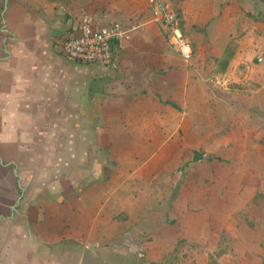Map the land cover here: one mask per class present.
Here are the masks:
<instances>
[{
  "label": "crops",
  "instance_id": "1",
  "mask_svg": "<svg viewBox=\"0 0 264 264\" xmlns=\"http://www.w3.org/2000/svg\"><path fill=\"white\" fill-rule=\"evenodd\" d=\"M159 1L176 13L190 39L189 60L169 45L148 0H0V168L13 167L20 190L15 205L14 190L0 195V212L8 213L0 214V264H137L139 259V264H161V233L171 228L188 244L201 245V251L225 235L229 247L218 264H264V250L257 251L264 236L240 220V210L217 207L229 191L222 184L213 192L189 191L184 202L175 200L167 209L172 224L153 209L166 180L177 179L180 166L194 162L199 149L210 164L227 153L226 159L241 165L245 152L255 148L250 134L259 129L256 118L241 120L238 106L253 100L257 90L242 95L228 87L245 84L239 69L256 48L251 16L260 13L264 0ZM83 15L97 26L121 24L116 69L60 54L61 42L75 35ZM219 69L229 80L217 81L216 91L211 76ZM215 94L222 102L216 111L210 107L211 99L219 100ZM65 103L73 116H95V145L88 141L86 148L104 152L96 165L108 164L111 172L76 197L28 203L17 220L13 213H18L27 177L18 174L13 156L34 148L35 132H60ZM190 177L192 172L185 173L184 181ZM240 188L237 184L231 196L238 197ZM231 215L236 221L226 219ZM197 259L184 260L195 264Z\"/></svg>",
  "mask_w": 264,
  "mask_h": 264
},
{
  "label": "rangeland",
  "instance_id": "2",
  "mask_svg": "<svg viewBox=\"0 0 264 264\" xmlns=\"http://www.w3.org/2000/svg\"><path fill=\"white\" fill-rule=\"evenodd\" d=\"M260 10L258 15L251 16L254 18V22H256V36L254 40L256 48L250 52L249 58L245 60L246 64H241V69H239L242 73L241 78H245V84H232L228 87V89H235L242 95H249L250 91L256 92L257 90L253 100L242 101L238 106L240 108L241 120L247 119V115L250 118H256L259 129L255 134H250L252 140H254L252 144L255 148L252 147L253 149L245 152L244 155L246 157L244 161H246V164L241 165L234 163L236 160L230 157L226 159L227 153L225 154V159L222 157L224 156L223 154L221 155L222 159L219 158V162L213 161L210 164L207 157L203 158L201 156L205 151L199 149L198 153L201 156L200 163L194 161L180 166L177 171L178 178L174 181L171 177V179L166 180L161 190V197L158 200L156 199V204L153 209L155 211H161L165 222L169 224H172L174 221L168 218L170 209L168 211L167 209L172 206L175 200L179 198L183 200L181 202H184L186 196L190 195L189 191L193 192L194 190L208 188L206 191L213 192L216 186H219L218 184H222L229 191L225 194L224 201L226 202L224 205L219 206L218 204L217 207H223L225 212L237 213V210H240V220H244L258 236H264V229L261 227V225L264 226V5H260ZM55 52L57 53V51ZM261 60L262 63H259ZM246 65H251L253 70H246ZM225 72L223 69H219V71H216L211 76L214 83L213 88L216 91L218 90L216 82L220 81ZM84 93L87 95V91H84ZM215 96L219 100L211 99L210 102V107H213L214 111H216V108L222 109L221 96L218 94H215ZM60 104L62 103L60 102ZM66 108L67 103H65V109L60 110L59 133H46L45 130L42 132L37 131L34 133L35 136H32L34 140L32 145H34V148L29 151H22L18 157L13 156L20 164L18 174L22 176L25 174L27 177L23 183L21 182V186L25 189V192L16 209L18 213H13L15 217L17 216V220H22L24 208L28 206V203L32 204L33 202L44 199L61 202L68 197H76L85 187L93 185L96 182L105 181V178L111 172L109 169L112 166L108 164L96 165L105 157L104 152L86 148L88 141L95 145V116L91 114L89 118L76 117L73 116L71 109ZM77 128L82 131H77ZM56 141L60 142L59 148L53 145L57 144L55 143ZM51 142L53 143L51 144ZM4 151L11 153V149L9 148H4ZM208 156L215 158V155L211 153ZM203 161L207 162L203 163ZM188 172H192V178L190 177L184 181V175ZM220 175L222 177L218 179ZM220 180L222 181L218 182ZM17 184L18 179L13 175L12 166H8L6 169L0 168V195L2 196L3 192L14 190L16 193L11 198H14V201L11 203L12 205H15L20 194ZM237 184L242 186L239 191V196L232 197L231 194H235L232 192L234 190L233 188H236ZM249 186L257 190L256 194L249 193L250 191L247 192L245 190ZM182 189L183 196L185 197H182ZM162 199L163 201H161ZM210 199L212 201L214 200L213 198ZM212 201L207 200L210 203L209 205L213 204L216 206ZM220 201L218 198L217 203ZM220 210L223 211L222 208ZM0 214L6 216L8 213L0 212ZM226 219L228 221H236L237 218L232 216L231 219ZM178 233L180 231H174L172 228L169 234L165 236L161 233L164 237V245L160 246L161 264H187L184 259L193 256L198 257L195 264H218V257L222 252L227 251L229 247V240L225 235H222L217 244H211L208 248L203 246V251H201V245L188 244L186 239H181L183 237H180ZM169 235L171 236L170 239ZM258 248H260V250H257L258 252H263L264 244L261 243ZM139 260L137 264L140 263ZM127 264L136 263L130 260Z\"/></svg>",
  "mask_w": 264,
  "mask_h": 264
},
{
  "label": "built area",
  "instance_id": "3",
  "mask_svg": "<svg viewBox=\"0 0 264 264\" xmlns=\"http://www.w3.org/2000/svg\"><path fill=\"white\" fill-rule=\"evenodd\" d=\"M148 8L153 19L166 28L169 45L183 60H189L193 54L192 43L183 34L176 13L159 0H148ZM123 37L120 23L97 26L90 16L83 15L78 20L75 35L61 42L60 54L73 62L116 69L113 47ZM228 80L229 76L226 75L219 83L223 85Z\"/></svg>",
  "mask_w": 264,
  "mask_h": 264
},
{
  "label": "trees",
  "instance_id": "4",
  "mask_svg": "<svg viewBox=\"0 0 264 264\" xmlns=\"http://www.w3.org/2000/svg\"><path fill=\"white\" fill-rule=\"evenodd\" d=\"M49 1H54V0H49ZM177 16V15H176ZM178 18V17H177ZM179 24H180V22H179ZM180 28H181V26H180ZM115 44H116V42H115ZM114 44V47H113V50H114V54L116 55L117 54V48H116V45ZM199 154L198 153H195V155H194V160L196 161V160H198L199 159Z\"/></svg>",
  "mask_w": 264,
  "mask_h": 264
},
{
  "label": "water",
  "instance_id": "5",
  "mask_svg": "<svg viewBox=\"0 0 264 264\" xmlns=\"http://www.w3.org/2000/svg\"><path fill=\"white\" fill-rule=\"evenodd\" d=\"M4 9H6V5H5ZM2 22H4L3 17H2Z\"/></svg>",
  "mask_w": 264,
  "mask_h": 264
}]
</instances>
